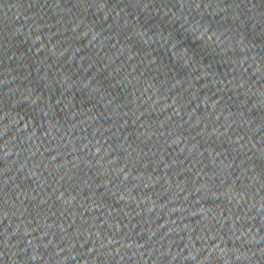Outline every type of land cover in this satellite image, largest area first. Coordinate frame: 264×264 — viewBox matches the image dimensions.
I'll return each instance as SVG.
<instances>
[{
	"label": "water",
	"instance_id": "1",
	"mask_svg": "<svg viewBox=\"0 0 264 264\" xmlns=\"http://www.w3.org/2000/svg\"><path fill=\"white\" fill-rule=\"evenodd\" d=\"M0 264H264V0H0Z\"/></svg>",
	"mask_w": 264,
	"mask_h": 264
}]
</instances>
